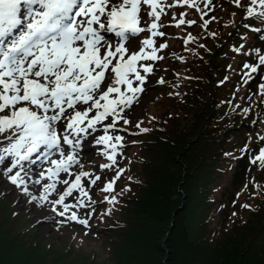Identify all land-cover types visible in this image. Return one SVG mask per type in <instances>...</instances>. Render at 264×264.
I'll return each instance as SVG.
<instances>
[{
  "label": "snow or ice",
  "instance_id": "6c2138e0",
  "mask_svg": "<svg viewBox=\"0 0 264 264\" xmlns=\"http://www.w3.org/2000/svg\"><path fill=\"white\" fill-rule=\"evenodd\" d=\"M234 2L242 7L240 0ZM249 2L258 5L260 11L249 6L245 9L247 16L264 24V0ZM162 3L163 0H0V138L8 141L6 146L0 147V165L10 159V166L3 175L32 200L37 197L29 192L25 176L21 175L22 172L27 174L24 162L35 164L53 151L59 153L60 159H49L48 163L54 167H49L47 172L41 170L40 178L33 181L44 189L39 198L47 200L49 194L57 193L59 199L52 203L63 205L64 212L77 206L65 203L74 189L91 200L80 184L81 177L89 173L76 174L75 181L62 193L57 192V183L69 182L54 178L61 172L69 173V169L79 163L77 155L83 148L82 133L96 131L95 125L109 117L112 121L104 125V132L116 130L117 120L122 118L120 114L139 101L146 82V76L141 75L139 69L146 74L153 71L150 65L139 64V61L163 59L156 55L158 49L153 39L164 35L158 30L162 27ZM183 3L197 7L195 0H183ZM206 3L210 5L211 0ZM145 5L150 9L146 14L152 22L141 26L139 13ZM185 23L196 22L181 19L176 26ZM207 23L205 21V25ZM145 31L150 37L141 41L138 52H130L125 44L130 46L133 38ZM252 31L264 30L252 28ZM104 33L114 34L119 42L113 43ZM165 47L166 44L159 45V49ZM233 50L240 51L239 48ZM253 51L258 63L243 65L249 70L246 73L249 80L254 78L252 73H259L264 66V52L259 48ZM134 80L139 82L136 87H133ZM121 86L126 89L122 90ZM259 89L264 96V83ZM93 112L94 115H90ZM124 123L129 121L125 119ZM61 124L63 131L58 130ZM122 140L118 135H104L95 140V144L111 148L110 153H104L111 163L101 168H111L117 163V149L123 146ZM64 145L69 147V152ZM257 162L264 167V148L252 161ZM14 169L19 170L11 174ZM123 171L117 169L116 177L101 191H113L115 180ZM99 179L96 176L91 183L94 185ZM42 181L52 182L42 184ZM77 200L78 206H87L79 197ZM105 200L117 202L114 196L111 199L106 196ZM69 219L88 226V220L79 219L75 212Z\"/></svg>",
  "mask_w": 264,
  "mask_h": 264
},
{
  "label": "trees",
  "instance_id": "16d2710c",
  "mask_svg": "<svg viewBox=\"0 0 264 264\" xmlns=\"http://www.w3.org/2000/svg\"><path fill=\"white\" fill-rule=\"evenodd\" d=\"M183 9H187V6L181 7V12L185 11ZM190 12L191 10L188 9V13ZM241 29L240 24L231 29L232 33H229L226 45L247 39L246 36H240ZM175 31L180 29L176 28ZM208 44L207 50H197L195 44L182 42L178 44L173 54L176 58L172 57L170 64H175L178 68L183 65L187 72L179 79L180 83L175 81V78L166 83L164 80L162 83L160 92L163 98H167L165 106L168 113L155 112L149 115L146 109L140 114L138 122L134 120L128 124L123 123L131 129L130 133L125 131L111 133L113 137L117 135L123 137V146L130 144L125 143L127 138L142 144L134 149L133 154H130L129 158L141 166L125 173L126 185H128L125 191L130 192L129 197L134 203L143 202L147 212L142 218L137 219V216L143 213L139 212L135 215V205L125 210V220L122 223L116 219L114 221L109 219L108 228L100 224V228L104 230L99 236L104 253L99 255L95 251L94 253L86 252L91 258L88 257L82 262L76 261L79 264L105 262L110 257L116 260L117 264H239L242 260H247L245 264H264L260 259H251L250 251L243 256L241 253H236L241 252L240 246L239 249L231 248L235 245L232 244L233 240L230 243L227 237H223L217 243L209 242L211 228L208 225L210 224L202 221V218L207 219L210 215L211 211L207 210L210 209L209 207L222 206L220 213L225 218L228 217L227 214L233 212L232 224L239 222L240 235L244 238H247V234L251 235L252 240L255 239L256 244L264 248V217L261 212L264 208V187L258 184L256 186L262 188L254 189L249 180L255 179L257 184L256 174L251 171L253 177L245 178L241 163L243 157L247 155L255 159L260 149L264 148V139H262L264 138V106L260 103L264 96L257 93L259 86L256 84L252 83V86L242 84L233 94L239 93L244 98V109L250 108V112L230 107L226 97L237 82L225 79L226 74L231 72L227 67V54L215 49L216 44L213 38L209 39ZM182 47L186 54L178 51ZM191 48L197 50L193 55L189 54ZM165 54L164 60L167 59ZM213 56L214 63L210 61ZM163 67V65L159 66V68ZM262 75L263 73L261 81H264ZM190 78L197 83L196 88L186 85ZM175 88H178V91ZM245 91L250 93V99H246ZM207 94L212 96L210 107H207V102L204 101ZM170 101H174L173 104H170ZM258 107H260V113L256 115ZM181 120L186 122L185 126L175 131L181 125ZM145 128L149 131L143 132L142 129ZM188 132H193L196 138L193 142L194 148H197L198 144L203 146L201 150L199 148V154L195 155L192 161L189 179L183 174L179 177V171L171 164L175 153L176 156L181 153V146L182 149L190 150L192 139L185 141L181 146L174 141L175 136ZM232 134L242 135V137L238 142L231 143L230 149H226L224 148L225 140ZM242 152L244 154L241 156ZM189 154L190 152L187 151V155ZM191 157L192 154L188 159ZM228 158L232 161L231 166L222 161ZM256 168L258 167L254 166L252 170ZM227 170L231 174L225 180L216 183L217 175L224 174ZM241 187L243 189H240ZM239 191L244 193L245 199L249 193H252L249 197L251 201L239 200L241 196ZM253 200L257 209L249 205V202L253 203ZM246 212L250 213L248 218L241 220ZM0 219V229L9 231L11 236L5 239L4 235L0 234L3 237V240H0V264H32L29 263V259L42 252L43 249L39 248L41 244L37 243V247H32L28 243L27 248L22 249L20 244H17L21 243L22 237L20 232L14 229L11 219L1 213ZM229 225L230 221L227 218L223 221L225 231L230 229L227 227ZM136 227H138L137 230H135ZM132 234H136V237L132 238ZM84 241L85 238L81 243L78 240L77 244L83 245ZM152 242L156 245L155 251L151 248ZM71 247L63 252L65 256L69 252L76 251ZM20 250L29 253L25 257L20 254ZM49 250L50 248L44 249L47 254L50 253ZM71 261L73 260L61 261V264L71 263Z\"/></svg>",
  "mask_w": 264,
  "mask_h": 264
},
{
  "label": "rangeland",
  "instance_id": "374dc122",
  "mask_svg": "<svg viewBox=\"0 0 264 264\" xmlns=\"http://www.w3.org/2000/svg\"><path fill=\"white\" fill-rule=\"evenodd\" d=\"M177 4L179 5L182 4L184 6H187V9H183L185 11L181 12V7L173 8V6ZM195 4L197 7H189L188 5L183 3V0H179V3L177 2V0H163V3L161 4V8H163V13L161 14V19H160V23L162 24V27H160L158 30L160 32H163L164 35L154 37L153 39L155 40V46L157 47L159 53H162L164 55L166 52H168L167 54H165V56H167V59L164 60L163 63H160V59L139 61V64L152 66L153 71L151 73L146 74L143 72L142 68L139 69V71L141 72V75L146 76V82L143 85V87L145 88V91L139 94L140 98L138 102H134L131 105V107L124 109V111L121 113L122 118H118L117 121L126 118L129 122L134 121V120L138 122L140 114L145 112L146 109L148 110L149 115L155 112H157L158 114L168 113L167 107L165 106V102L167 101V98H163V96L161 95L160 88L162 87V83H160L159 81L165 80V83H166V81H169L170 79L175 78V81L180 83L179 79H181V77L185 75V73L187 72V69L184 68L183 65H180V67L178 68L177 65L170 64L171 58L172 57L176 58L175 56H173V54L176 52L177 46H179L178 44H180V42H182L183 44H187L188 42L189 44H195L197 50L199 49L207 50L209 48V44H208L209 39L211 38L214 39V42L216 44L215 49H219L223 51L225 55L227 54V62H228L227 67L229 70H231V72H228L226 74L225 79L227 78L228 80H233V82H237L234 85L233 89H230L229 95L234 91L237 92L242 84L247 85L249 82L253 80L257 82L259 73H252V76L254 78L249 80L248 77L246 76V73L249 70L245 69L243 65L245 63H248V64L258 63L256 54L253 51L254 49L259 48L261 49L262 52H264V39L261 38L262 36H264V31L262 32L252 31V28H260L264 30V24H261L260 21L257 20L255 17L247 16V12L245 11V9L251 6L249 0H240V4L242 5V7L237 6L234 0H211L210 5H207L206 0H195ZM169 5H173V6L171 7ZM197 8H199V11L197 10ZM188 9L191 10L190 13H188ZM149 10L150 9H148V6L146 5L142 7L139 13L140 18H141V26H144L145 22H147L148 24L152 22L150 18L148 17V15L146 14L147 11ZM215 10L217 11L219 15H217V13H212ZM256 10L260 11L259 9H256ZM244 12L246 15L243 16L242 14ZM181 13H184L185 15L182 16ZM204 13H206V15ZM184 18H185V21H189L191 19L197 20L196 22L198 23V28L195 29V24L190 25L191 29H189V27H186V25L179 26L177 28H179L180 31H176L175 33H173V31L170 30L171 28L170 29L164 28L166 21L168 22L170 21L169 22L170 24L176 25L179 20L181 19L184 20ZM244 18L248 19L245 23L242 24V26L245 28L247 39L239 43L230 42L228 45H226L227 37L229 33L231 32V29L234 28L236 25L241 24ZM205 21L208 22L206 25H205ZM244 25H249L250 27H245ZM172 33L174 36L179 34L180 37L183 38V40H181V38L169 37V40H170L169 42L167 39H168V36H170V34ZM104 35L107 38H110L113 43H116L119 41V38L115 39L110 33H104ZM149 37H150L149 32L147 31L141 32L139 33L137 37L133 38L134 42L130 43V46H129V43H126L125 46L129 47L130 52H138L141 47V41ZM161 44H166L167 47L163 49H159V45ZM241 45H243L242 48H241ZM237 48L240 49L239 52L233 50ZM197 50L194 48H191L189 51V54L193 55ZM146 51L150 52L151 50L146 49ZM178 51L182 54H186L184 51V47L179 48ZM158 52H156V55L161 56V54H159ZM213 58L214 56L210 60L212 63H214ZM154 63L156 65H154ZM162 65L164 67L159 68V66H162ZM260 73H263L262 75V78H263L264 77V66H262V70L260 71ZM246 80L247 82H245ZM138 83L139 82H136L134 80L133 87H136ZM262 83H264V81H262ZM186 85L187 86L191 85L194 88H196L197 83L193 79L190 78L186 82ZM121 87H122V90L126 89V86H121ZM175 90L178 91V88H175ZM244 94L246 96V99L251 98V95L248 91H245ZM258 94L260 95V89H258ZM211 99H212L211 94H207L206 98L204 99V101L207 102V107H210ZM173 102L174 101H170V104H173ZM229 105L231 107H237L239 110H244L245 108V102L240 98V94L238 93L232 97V99L229 101ZM250 110L251 109L249 108L247 113L250 112ZM90 115H94V112L90 113ZM218 119H220V116H218ZM181 121H182L181 125H179L175 131L185 126L186 122L184 120H181ZM107 124H108V119L104 120L102 123L96 124L95 125L96 131L93 132L89 130L90 134L88 133L81 134L83 148L82 150H79L78 155H77V160L79 163L74 164L69 169V173L71 174L61 172L58 177L54 178V180H58V181L67 180L69 182L68 184L57 183V192L62 193L65 189H67L68 186L72 184L73 181H75L76 174H79L81 172L89 173L88 176L81 177L80 184L83 190L86 191L88 194H90L91 200H88L86 197L81 196L80 191L77 189H74L72 192V195L66 197L65 203L69 205H77V206L70 208L67 212H64L63 205H57V204L52 203L53 200L59 199V196L57 195V193H51L48 195L47 200H41L39 197H40V194L44 191V189L41 185H37L33 183L34 180L40 178L39 172L41 170H44L45 172H47V169L49 167H54L48 163V160L49 159H60L59 153L53 151L49 157L44 158L45 159L44 161L41 159L42 160L41 162H37L38 165L35 164V167H31L28 164H26L27 162H24L25 170L27 174L25 175V173L22 172L21 175L25 176V180L27 181L29 192L32 195H35L37 197L36 200H32L31 196L28 195L30 196L31 202H32V203H29L30 204L29 209L27 207L28 205H25V204L21 205V203H19L20 202L19 197L23 198V195H27V194H25L22 191V188H18L15 185H13L6 178V176L3 175V171L0 170V174H1L0 175V206H2L3 207L2 209L4 210L1 214H3L5 217H9L14 226V229L20 232L22 241L21 243H17V244H20V247L22 249H25L27 248L26 245L28 243H30L29 245L32 247H37V243H39L41 244L39 248L43 249L39 255L34 256L33 258H30L29 263H32V264L33 263L61 264V261L73 260L71 261V263H67V264H79L76 261L82 262L84 261V259H87L88 257H90V254H87L86 252L94 253L95 251V252H98L99 255H101L104 253V251L102 250V247H101L102 240L99 238V236L101 233L104 232V230L100 228V224H104V226L107 227V225L110 222L109 219L112 221L116 219L117 221L122 223V221L125 220V210L135 205H136L135 215H138L139 212L143 213L140 216H137L138 217L137 219L142 218V216L147 212V210L143 207L144 205L143 202L139 201L137 203H134V201L131 200V198L129 197L130 192L125 191L126 186L128 187V185H126L127 178H125V173L128 170H131L133 168L138 169V167L140 168L141 166V164H137L136 161H132L129 158L130 154H133L134 149L137 146L140 147L142 145L138 141H134V140L127 138L125 143L129 142L130 144L127 146L118 147L117 151L119 155L116 156L117 163L114 165L112 169L107 168L106 169L107 173L103 171L104 168H101V165H103L101 162H99L98 165H93L92 170L94 166H98V169L95 170L97 175L100 174V170H102L103 173L99 176L100 179L96 181L94 187L91 186L93 185L91 183V180H93L95 172L94 171L90 172L91 168L86 169L83 163L84 162L89 163V160H91L95 151H97V153H99L102 157H104L105 164L111 163V161L107 159L106 155H104V153L106 152L110 153L111 148L105 147V145L103 144H100V145L95 144L96 139H98L100 136H104L102 135L101 132L104 131L103 129L104 125H107ZM120 124L124 125L122 121H120ZM187 126H189V123H187ZM125 127L131 130L129 127L127 126ZM58 130L63 131V124L59 125ZM116 131L123 132L120 129ZM135 131H139V130H135ZM241 137L242 135L236 136L235 134H232L228 138L229 142H228V139L225 140L224 148L230 149L229 147L231 143L238 142ZM190 139H192L191 140L192 145H191L190 150H188L189 148L187 150H185L184 148L182 149L181 145H184L185 141H189ZM195 139L196 138L193 132H188L184 135L181 133L175 136L174 141L179 146H181V149H180L181 153L178 156H176V153H175V157L171 159V164L173 165L174 169L179 171L178 172L179 177L180 176L182 177V174H183L185 177H187V179H189L191 171H192V167H190L192 165V161L195 155L199 154V148L201 150V148L203 147L198 144L197 148H194L193 142ZM5 141L6 142H3V143L0 142V147L7 145L8 141L7 140ZM114 142L115 141H110L109 143H114ZM94 145H97L96 149ZM63 147L65 148L66 152L70 151L67 145H64ZM187 151L190 152L189 155H187ZM99 154H98L99 160L103 161ZM191 154H192L191 159H188L191 156ZM243 154L244 153L242 152L241 156ZM252 158H253L252 156H248V155L243 157V160L241 161V163L243 164V169H244L242 170V174L246 178L249 176L253 177L251 174V171L253 172V174L256 172L255 174L257 177L256 179L257 184H255V179L249 180V182L252 183V186L254 187V189L262 188L264 187V167H262L259 164V162L252 163V161L254 160ZM222 161L224 164H229V166L232 165V161L230 158L222 159ZM226 161H228V163H225ZM8 164H10V159L5 161L4 170L7 169ZM254 166L258 167L257 171L252 170ZM117 169H123L124 171L121 173L120 178L115 180V183L113 186L114 190L108 193L101 191V189H103L108 182L112 181L116 177ZM17 170L19 169H14L13 173L11 174H14ZM140 174L142 175V173ZM230 174L231 172L227 170L226 173L217 175L216 183H220L222 180H225ZM51 182L52 181H42V184L51 183ZM5 183H7L9 186H12L11 188L13 189L14 188H18V189L7 191L8 188L4 189V186L6 185ZM258 184H262L263 186L257 187L256 185ZM240 189H243V187H241ZM252 193H253V196L255 197V193L253 192V190H252ZM252 193H249L248 197L245 199L244 193L239 191V196L240 195L241 196L238 199L241 201H247V200L251 201L249 197L251 196ZM223 194L225 193L223 192ZM7 195H13L15 197L17 196L18 197L17 202L19 203L18 204L19 206L13 207V205H11L7 207L6 202H8L9 200ZM106 196L109 199H111V197L114 196L117 202L114 204L109 203L108 200H105ZM78 197L80 200L84 201L85 205L87 206L85 207L78 206V200H77ZM249 205L253 207L254 209H257V205H255V200H253V203L249 202ZM209 208L210 209H207V210L208 212L209 211L211 212H210V215H208V218L207 219L202 218L203 222L207 221V224L208 223L210 224L208 226L211 228L210 229L211 235L208 237V241L217 243L221 241L223 237H227L230 240V243L233 240L232 244L235 245L233 247L231 246V248L235 249L236 247L237 249H239V246H240L241 252H236V253H241V255L243 256L245 253L250 251V253L252 254L251 259H260V261L264 263V248L262 247V245L256 244L255 239L252 240L251 235L247 234V238H244L240 235L239 222L236 223L235 225L232 224L231 216H233V212H231L230 214H227L228 216L227 218L230 221L231 226L230 225L227 226L230 229H227V231H225L224 226H223V221L227 220V218H225V216L222 213H220L223 207L218 206V207H209ZM13 209H18V212L13 213ZM248 209L249 211H252L250 208ZM52 210L53 212L50 213V211ZM60 212H64V215H59ZM73 212L76 213L79 219H87L88 226L85 227L84 225H81L80 223H78V221L70 220L69 217L71 216ZM261 212L264 217V208L261 210ZM52 214L54 215V217H52ZM249 214H250L249 212H246L245 217H243L241 220L248 218ZM37 224L39 225L36 226ZM35 226L36 228H34ZM137 229L138 227L135 228V230ZM155 232H157V230ZM0 234H3L5 239L11 238V236H9V231L7 230L2 231L0 229ZM134 237H136V234H132V238ZM83 238H85L84 244L83 245L77 244L78 240H79V243L83 242ZM0 240H3L2 236H0ZM71 246L76 251L69 252V254L65 256L63 252L66 249H69ZM49 248H50L49 250L50 253L48 254L45 253L44 249L48 250ZM151 248L152 250L154 249L156 250V245L154 244V242L151 243ZM77 251H80V252H77ZM81 251H83V253ZM128 251L130 252V249ZM154 251H152V255H154ZM28 253H29L28 251L20 250V254L22 256L26 257ZM249 260L250 259H248V261ZM246 261L247 260H242L239 264H245ZM99 263L117 264L116 260H113L112 257H110L105 262H96V264H99Z\"/></svg>",
  "mask_w": 264,
  "mask_h": 264
}]
</instances>
